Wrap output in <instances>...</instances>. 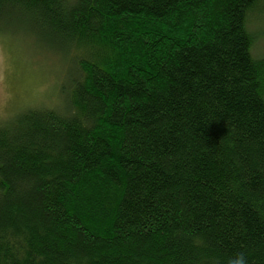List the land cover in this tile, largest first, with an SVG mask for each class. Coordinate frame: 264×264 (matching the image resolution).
<instances>
[{
    "label": "trees",
    "instance_id": "obj_1",
    "mask_svg": "<svg viewBox=\"0 0 264 264\" xmlns=\"http://www.w3.org/2000/svg\"><path fill=\"white\" fill-rule=\"evenodd\" d=\"M264 0H0L68 58L0 121V264H264Z\"/></svg>",
    "mask_w": 264,
    "mask_h": 264
},
{
    "label": "rangeland",
    "instance_id": "obj_2",
    "mask_svg": "<svg viewBox=\"0 0 264 264\" xmlns=\"http://www.w3.org/2000/svg\"><path fill=\"white\" fill-rule=\"evenodd\" d=\"M258 37L254 56L264 55V14L254 18ZM70 64L29 32L16 27L0 29V121L31 108L60 105L67 89Z\"/></svg>",
    "mask_w": 264,
    "mask_h": 264
},
{
    "label": "clouds",
    "instance_id": "obj_3",
    "mask_svg": "<svg viewBox=\"0 0 264 264\" xmlns=\"http://www.w3.org/2000/svg\"><path fill=\"white\" fill-rule=\"evenodd\" d=\"M208 264H217L216 258L211 257ZM227 264H247V257L244 252H238L227 259Z\"/></svg>",
    "mask_w": 264,
    "mask_h": 264
}]
</instances>
